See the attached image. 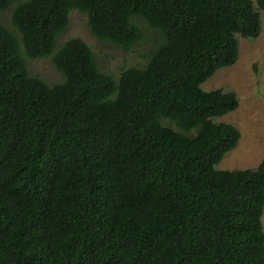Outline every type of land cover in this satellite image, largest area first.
<instances>
[{"label":"trees","instance_id":"obj_1","mask_svg":"<svg viewBox=\"0 0 264 264\" xmlns=\"http://www.w3.org/2000/svg\"><path fill=\"white\" fill-rule=\"evenodd\" d=\"M12 6V7H11ZM11 9H10V8ZM0 264H264V158L220 169L233 90L200 86L261 30L264 0H0ZM91 34L142 66L99 69ZM50 57L63 79L28 72Z\"/></svg>","mask_w":264,"mask_h":264},{"label":"rangeland","instance_id":"obj_2","mask_svg":"<svg viewBox=\"0 0 264 264\" xmlns=\"http://www.w3.org/2000/svg\"><path fill=\"white\" fill-rule=\"evenodd\" d=\"M10 9L0 11V22L18 36L11 25ZM257 10L261 25L259 35L255 38L238 37L239 54L235 63L218 69L200 86L206 91L215 88L233 90L238 99L235 110L214 118L216 122L233 124L240 132L236 146L226 152L216 165L220 169L254 168L264 158V11ZM136 21L143 28L145 37L125 49L95 38L88 28L86 15L73 10L68 27L58 36L57 42L80 37L93 49L99 69L117 76L125 67L142 66L157 38L143 21ZM26 65L29 74L38 76L47 83L54 84L63 79L62 73L53 66L50 57L26 58ZM261 221L264 231V208Z\"/></svg>","mask_w":264,"mask_h":264}]
</instances>
